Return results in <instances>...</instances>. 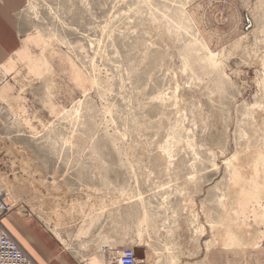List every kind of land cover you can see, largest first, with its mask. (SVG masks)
I'll use <instances>...</instances> for the list:
<instances>
[{"label": "rangeland", "instance_id": "374dc122", "mask_svg": "<svg viewBox=\"0 0 264 264\" xmlns=\"http://www.w3.org/2000/svg\"><path fill=\"white\" fill-rule=\"evenodd\" d=\"M18 19L12 209L83 264H264V0H26Z\"/></svg>", "mask_w": 264, "mask_h": 264}, {"label": "crops", "instance_id": "0c3cea01", "mask_svg": "<svg viewBox=\"0 0 264 264\" xmlns=\"http://www.w3.org/2000/svg\"><path fill=\"white\" fill-rule=\"evenodd\" d=\"M25 3L26 0H0V64L21 46L18 15ZM2 224L35 264H83L38 215L28 213L24 207L13 208Z\"/></svg>", "mask_w": 264, "mask_h": 264}, {"label": "built area", "instance_id": "2783aa9c", "mask_svg": "<svg viewBox=\"0 0 264 264\" xmlns=\"http://www.w3.org/2000/svg\"><path fill=\"white\" fill-rule=\"evenodd\" d=\"M12 210L5 198L0 196V264H35L32 258L8 234L2 219ZM107 264H143L132 248H124L116 257L109 258Z\"/></svg>", "mask_w": 264, "mask_h": 264}, {"label": "water", "instance_id": "95a60500", "mask_svg": "<svg viewBox=\"0 0 264 264\" xmlns=\"http://www.w3.org/2000/svg\"><path fill=\"white\" fill-rule=\"evenodd\" d=\"M137 256H138L139 259H144L145 254L144 253H139Z\"/></svg>", "mask_w": 264, "mask_h": 264}, {"label": "trees", "instance_id": "16d2710c", "mask_svg": "<svg viewBox=\"0 0 264 264\" xmlns=\"http://www.w3.org/2000/svg\"><path fill=\"white\" fill-rule=\"evenodd\" d=\"M138 252H142V249L140 251L138 250Z\"/></svg>", "mask_w": 264, "mask_h": 264}]
</instances>
